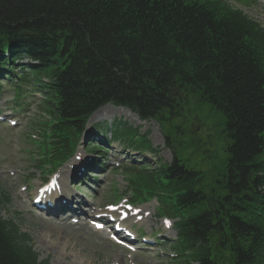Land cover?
I'll use <instances>...</instances> for the list:
<instances>
[{"label":"trees","instance_id":"1","mask_svg":"<svg viewBox=\"0 0 264 264\" xmlns=\"http://www.w3.org/2000/svg\"><path fill=\"white\" fill-rule=\"evenodd\" d=\"M4 82L15 109L40 96L39 163L52 170L98 108L171 119L194 94L225 120L214 176L202 183L174 157L124 168L128 191L175 220L176 264H264V29L228 0H0V91ZM112 136L132 143L136 131L117 124ZM0 264H43L1 217Z\"/></svg>","mask_w":264,"mask_h":264},{"label":"rangeland","instance_id":"2","mask_svg":"<svg viewBox=\"0 0 264 264\" xmlns=\"http://www.w3.org/2000/svg\"><path fill=\"white\" fill-rule=\"evenodd\" d=\"M228 2L264 28V0ZM10 90L11 87L3 86L0 93V217L12 221L21 233L27 236L38 261L46 264H175L179 258L172 257L168 245L175 240V236L169 226L167 229L163 228L165 222L157 216V204L148 201L146 205L131 207V211H127L129 207L125 200L129 194L122 167L138 168L146 164L155 169L159 161L161 164L170 163L173 151L181 165L189 170L201 171L205 184H208L209 176L226 158L225 149L230 142L222 132L224 118L210 106L197 103L194 94L189 104L181 107L178 117L161 122L160 126L153 120L141 122L124 109L113 106L102 108L100 116H96L93 122L90 119L88 127L92 123L100 122L96 125L97 128L106 130L108 124L126 123L133 130H137L138 135L146 136V141L155 152L145 151L139 158L136 159L137 155L131 158L127 156L131 152L118 143H112L111 147L121 152V155L117 156L111 147L99 145L102 144L99 137L95 138L89 150L99 147L104 150L102 154H95L85 148L80 151L78 146V153L84 157L105 163L100 171L103 174H95V180L83 176L74 182V185L68 178L66 185L71 188L70 194L76 197V201H71V204L74 202V209L76 205L82 204L81 209L78 206V210L69 211L68 208V213L63 211L55 221H51L50 212L53 209L39 212L36 211L37 207H32L39 182H43L49 172L46 166L42 168V163L38 162V156L41 155L38 149L40 130L48 120L41 110L40 98L33 97V94L20 99L18 103L23 105V108L15 110ZM9 122H16V126L11 128ZM108 133H111L110 127ZM163 134L169 139L172 151L164 145ZM109 137L110 134H107L106 138ZM123 142L127 144L126 139ZM81 143L83 142L79 144ZM81 165H78L77 170ZM64 167L58 171H63ZM59 179L61 181V178ZM84 181H87L86 188H75ZM120 211L128 214L126 227L131 234L137 232L138 237L150 245L139 244L136 237L132 243L137 248L126 249L114 245L105 233L94 230L87 221L82 222L85 218L94 217V213L104 215V219L109 222V217L117 219ZM135 213L137 214L132 215ZM146 213L150 216H145ZM72 216L76 217L70 218ZM141 218L143 221L140 223ZM133 224L142 229L132 230L130 227ZM140 246L143 248L139 249Z\"/></svg>","mask_w":264,"mask_h":264},{"label":"bare ground","instance_id":"3","mask_svg":"<svg viewBox=\"0 0 264 264\" xmlns=\"http://www.w3.org/2000/svg\"><path fill=\"white\" fill-rule=\"evenodd\" d=\"M75 169H76V165L69 167L65 171V176L63 178H61V181H60L59 175H58L57 179H54V181H53V185L55 186L54 190L50 191V189H49L43 193V194L46 193L44 196L48 199L49 202H51L55 205V209L50 212L51 218L49 220H51V221H55L57 216L60 213H62L63 211H64V213H68L66 211L68 208H69V211L78 210V206L81 209L82 204H79L78 206L76 205L75 209L73 208V206H75V204H74V202H72V204H71V201H76V197L70 194V193H72L69 191V190H71V188L68 185H66L68 183V178L71 179V183L76 179L77 172H75ZM75 174H76V177H75ZM60 175L62 177L63 173H61ZM120 214L121 213H119V216H120Z\"/></svg>","mask_w":264,"mask_h":264}]
</instances>
